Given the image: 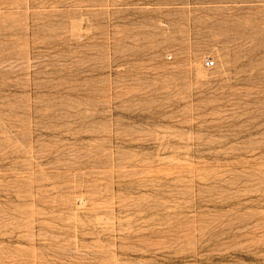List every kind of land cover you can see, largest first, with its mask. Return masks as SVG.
<instances>
[{
  "label": "rangeland",
  "instance_id": "374dc122",
  "mask_svg": "<svg viewBox=\"0 0 264 264\" xmlns=\"http://www.w3.org/2000/svg\"><path fill=\"white\" fill-rule=\"evenodd\" d=\"M0 264H264V0H0Z\"/></svg>",
  "mask_w": 264,
  "mask_h": 264
}]
</instances>
